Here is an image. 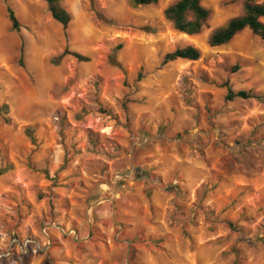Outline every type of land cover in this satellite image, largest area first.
I'll use <instances>...</instances> for the list:
<instances>
[{
	"label": "rangeland",
	"instance_id": "obj_1",
	"mask_svg": "<svg viewBox=\"0 0 264 264\" xmlns=\"http://www.w3.org/2000/svg\"><path fill=\"white\" fill-rule=\"evenodd\" d=\"M176 1L62 0L63 29L0 0V264H264V41L208 44L242 0H203L194 35Z\"/></svg>",
	"mask_w": 264,
	"mask_h": 264
},
{
	"label": "trees",
	"instance_id": "obj_2",
	"mask_svg": "<svg viewBox=\"0 0 264 264\" xmlns=\"http://www.w3.org/2000/svg\"><path fill=\"white\" fill-rule=\"evenodd\" d=\"M46 5L50 16L53 20L59 23L63 29H66L70 20V14L61 6L62 0H43ZM160 0H132L134 6H143L155 4ZM203 0H177L176 2L167 6L164 10L165 18L171 22L173 28L181 33L187 35L198 34L201 29L207 24L210 17V10L202 5ZM243 12L237 17L231 18L225 25L215 29L208 38L210 46H220L228 43L235 35L244 31L250 30L254 35L258 36L264 41V4L257 0H242ZM8 18L11 22L12 30L19 31L20 23L17 19L14 10L7 7ZM99 17L107 22L112 23L111 20L106 19L102 15ZM71 55L79 62H88L89 58L77 52H70L65 50L62 55ZM201 56L198 48L187 45L184 47L176 48L174 51L169 52L164 57V63L172 62L175 60H188L195 61ZM56 62V61H55ZM228 88L226 99L232 101L236 98L251 99L253 93L246 90H239L234 92L226 83ZM6 108V107H5ZM4 109L1 107V110ZM30 133V131H29ZM230 228H234L232 222L228 223Z\"/></svg>",
	"mask_w": 264,
	"mask_h": 264
},
{
	"label": "bare ground",
	"instance_id": "obj_3",
	"mask_svg": "<svg viewBox=\"0 0 264 264\" xmlns=\"http://www.w3.org/2000/svg\"><path fill=\"white\" fill-rule=\"evenodd\" d=\"M182 34H184V33H182ZM184 35H187V34H184Z\"/></svg>",
	"mask_w": 264,
	"mask_h": 264
}]
</instances>
